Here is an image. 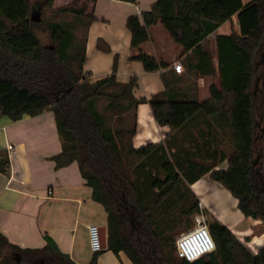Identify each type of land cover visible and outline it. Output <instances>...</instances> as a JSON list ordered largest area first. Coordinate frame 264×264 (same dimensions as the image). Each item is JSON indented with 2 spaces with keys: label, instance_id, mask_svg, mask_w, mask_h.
Wrapping results in <instances>:
<instances>
[{
  "label": "trees",
  "instance_id": "trees-1",
  "mask_svg": "<svg viewBox=\"0 0 264 264\" xmlns=\"http://www.w3.org/2000/svg\"><path fill=\"white\" fill-rule=\"evenodd\" d=\"M97 1L56 7V0H0V117L17 121L54 112L63 140L62 152L53 158L56 166L78 162L93 199L107 212L108 249L115 254L124 252L133 264H264V248L253 254L211 215L216 251L194 262L182 259L175 245L181 230L163 239L167 230L153 215L164 207L170 216L171 202L178 212L170 223L179 216L189 220L199 203L189 184L209 174L238 199L246 217L264 221V0H157L141 17L130 15V59L147 72L165 70V91L149 99L135 96L137 77L118 81V58L104 78L92 81L85 71ZM36 8L39 20L33 18ZM235 15L239 30L232 26L231 34L217 35L216 65L210 35ZM157 23L185 55L186 69L173 85L169 65L142 49ZM218 75L220 87L212 85L210 98L200 102L198 80ZM143 103L170 132L161 143L137 148ZM200 114L232 148L227 169H215L175 144L176 134ZM0 172L11 173L6 151H0ZM45 239L43 248H21L0 232V264H77L51 237ZM104 251L95 252L89 264H97Z\"/></svg>",
  "mask_w": 264,
  "mask_h": 264
},
{
  "label": "crops",
  "instance_id": "crops-1",
  "mask_svg": "<svg viewBox=\"0 0 264 264\" xmlns=\"http://www.w3.org/2000/svg\"><path fill=\"white\" fill-rule=\"evenodd\" d=\"M71 1L62 0V4ZM156 1L96 2L97 20L89 29L84 66L92 81L111 75L118 58L117 79L126 83L137 77L134 88L137 98L149 99L165 91L161 75L165 70L147 72L141 62L130 59L132 34L127 27V19L134 14L141 17ZM232 26L239 30L236 15L232 22L224 23L210 35L216 65L217 35L231 34ZM150 32L151 39L142 45V49L169 65L171 73L168 74V82L171 85L179 83L181 73H176L174 64L180 62L186 69L182 47L174 42L161 23L151 26ZM214 84L220 87L219 75L198 80L200 102L210 98ZM138 123L134 137L137 148L161 143L170 132L169 126H159L148 103L139 105ZM175 140L178 149L192 150L200 161L214 164L215 169L228 168L232 150L205 114L191 119L176 134ZM9 146L13 147L12 151ZM62 149L63 140L52 110L35 117L24 116L17 121L0 117V151H6L11 162L10 175L0 172V232L21 248H43L47 243L45 237L49 236L74 262L89 264L95 251L90 246L88 226L97 224L101 229L105 227L108 238L107 212L101 203L93 199V189L87 184L77 161L57 168L53 158ZM258 157L260 162L261 155ZM262 166L264 169V161ZM189 187L203 209L227 226L253 254L264 248V221L246 217L238 206V199L221 183L206 174ZM103 250L97 264H133L124 252L117 255L109 250L108 243Z\"/></svg>",
  "mask_w": 264,
  "mask_h": 264
},
{
  "label": "built area",
  "instance_id": "built-area-1",
  "mask_svg": "<svg viewBox=\"0 0 264 264\" xmlns=\"http://www.w3.org/2000/svg\"><path fill=\"white\" fill-rule=\"evenodd\" d=\"M174 69L178 73L184 71V67L180 62L174 64ZM9 150L12 151L13 147L9 146ZM200 208L204 210L202 204H200ZM88 232L91 249L95 252L102 251L101 227L97 224H91L88 226ZM175 244L178 256L189 262L199 260L217 249L216 242L203 213L198 214L196 225L193 228L177 237Z\"/></svg>",
  "mask_w": 264,
  "mask_h": 264
},
{
  "label": "rangeland",
  "instance_id": "rangeland-1",
  "mask_svg": "<svg viewBox=\"0 0 264 264\" xmlns=\"http://www.w3.org/2000/svg\"><path fill=\"white\" fill-rule=\"evenodd\" d=\"M68 4V3H67ZM64 4H62V0H56V2H55V6L56 7H60V6H63ZM66 5V4H65ZM37 7H38V5H37ZM39 16V13H38V8H36L35 9V11H34V17H38ZM42 37H43V40L44 41H46V39H47V37H46V35H42ZM229 147H230V149L232 150V148H231V146L229 145ZM189 149H190V147H189ZM160 176H161V178H164V173L162 172V171H160ZM185 186L186 185H183V190L185 189ZM177 199V195H176V197L174 198V200H176ZM200 201H199V203H198V205L199 206H197L198 207V209H197V212H198V214H201V213H203L204 214V216H205V219H206V221H207V224L211 221V217H210V215L207 213V211H205V210H202L201 208H200ZM170 206H171V208H170V211H172L171 213H170V216H169V214L167 213V211H165V209H164V207H162V209H161V211H160V213L159 212H155L153 215H154V218H159V217H161L159 220L160 221H158V225L160 226V227H162V228H164L165 227V229L167 230V232L163 235V239L164 238H168L169 236H170V234H172L173 232H176V231H180L181 230V233H183V232H186V231H188L189 229H191V228H193L195 225H196V220H197V217H198V214H197V212H193L192 211V214H191V216H190V218H189V220H188V216L185 218L184 216H179V218L176 220V222H174V223H170V221H169V219H171L172 217H173V213L175 212H178V210L175 208V207H173V204L170 202ZM162 219H163V221H162ZM189 221V223H191V227L190 228H186L185 227V225L187 224V222ZM181 233H179V234H177V235H175V238L177 239V237L181 234ZM176 245V244H175Z\"/></svg>",
  "mask_w": 264,
  "mask_h": 264
},
{
  "label": "water",
  "instance_id": "water-1",
  "mask_svg": "<svg viewBox=\"0 0 264 264\" xmlns=\"http://www.w3.org/2000/svg\"><path fill=\"white\" fill-rule=\"evenodd\" d=\"M33 18L35 19V17H33ZM39 19H40V16L38 18H36V20H39ZM259 81H260V78H258L257 81H256L255 93H257V91L259 89ZM258 163H259V157L256 160L255 165H257ZM101 232H102V240H103V249H105L107 247V236H106L105 227H102ZM18 260H20V259H18Z\"/></svg>",
  "mask_w": 264,
  "mask_h": 264
}]
</instances>
